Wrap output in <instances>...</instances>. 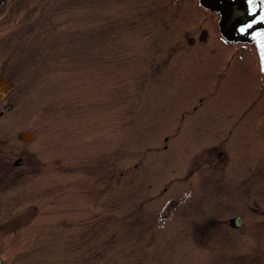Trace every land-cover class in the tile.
I'll return each mask as SVG.
<instances>
[{
    "label": "rangeland",
    "instance_id": "obj_1",
    "mask_svg": "<svg viewBox=\"0 0 264 264\" xmlns=\"http://www.w3.org/2000/svg\"><path fill=\"white\" fill-rule=\"evenodd\" d=\"M1 1L3 264H264L253 47L196 0Z\"/></svg>",
    "mask_w": 264,
    "mask_h": 264
},
{
    "label": "flooded vegetation",
    "instance_id": "obj_2",
    "mask_svg": "<svg viewBox=\"0 0 264 264\" xmlns=\"http://www.w3.org/2000/svg\"><path fill=\"white\" fill-rule=\"evenodd\" d=\"M197 3L217 14V24L223 28L222 35L227 42L235 46L238 43L253 45L258 70L264 74V0H197ZM263 124L264 116L256 117V129ZM256 136L258 140L264 138V132L257 131ZM262 145L264 147V143ZM256 228L264 229V210L259 207L256 209ZM261 247L264 248V244ZM256 263L261 264V261Z\"/></svg>",
    "mask_w": 264,
    "mask_h": 264
},
{
    "label": "water",
    "instance_id": "obj_3",
    "mask_svg": "<svg viewBox=\"0 0 264 264\" xmlns=\"http://www.w3.org/2000/svg\"><path fill=\"white\" fill-rule=\"evenodd\" d=\"M197 1V0H196ZM3 3V0L1 1ZM204 4H206L204 1H202ZM208 10V9H207ZM214 17L215 22L217 24V14L211 10H208ZM218 27V24H217ZM14 86V83L12 80H10L9 78H7L6 76L0 74V100H2L3 98H5L8 93L12 90ZM12 108V104L11 103H5L3 105V109L5 110H9ZM2 113V111H0V114ZM35 137L34 132H32L31 130H21L17 132V138L20 140H28L31 141L33 140ZM23 162L22 158H17L14 161L15 165L21 164ZM232 223L234 226H239L241 223V218L239 216H234L231 219ZM0 264H2V258L0 257Z\"/></svg>",
    "mask_w": 264,
    "mask_h": 264
}]
</instances>
